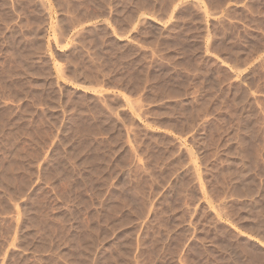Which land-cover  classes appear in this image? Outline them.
Listing matches in <instances>:
<instances>
[{
    "label": "rangeland",
    "instance_id": "1",
    "mask_svg": "<svg viewBox=\"0 0 264 264\" xmlns=\"http://www.w3.org/2000/svg\"><path fill=\"white\" fill-rule=\"evenodd\" d=\"M0 264H264V0H0Z\"/></svg>",
    "mask_w": 264,
    "mask_h": 264
}]
</instances>
